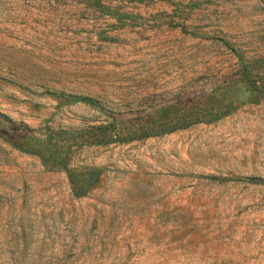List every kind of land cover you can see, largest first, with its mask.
Segmentation results:
<instances>
[{"label":"rangeland","instance_id":"rangeland-1","mask_svg":"<svg viewBox=\"0 0 264 264\" xmlns=\"http://www.w3.org/2000/svg\"><path fill=\"white\" fill-rule=\"evenodd\" d=\"M0 264H264V0H0Z\"/></svg>","mask_w":264,"mask_h":264},{"label":"trees","instance_id":"trees-1","mask_svg":"<svg viewBox=\"0 0 264 264\" xmlns=\"http://www.w3.org/2000/svg\"><path fill=\"white\" fill-rule=\"evenodd\" d=\"M82 102H84V103H87V104H91V101H89L88 99H83L82 100ZM94 130H101V131H104V130H106V127L103 125V126H100V127H96V128H94ZM147 137H149V135H147ZM93 173L95 174L94 176V179L91 181V183L89 184V185H87L88 187H90V186H93L95 183H96V181H97V177H98V171H93ZM87 187V188H88Z\"/></svg>","mask_w":264,"mask_h":264}]
</instances>
